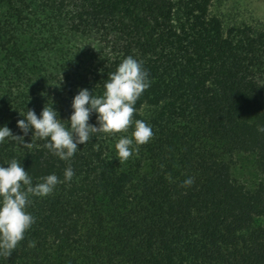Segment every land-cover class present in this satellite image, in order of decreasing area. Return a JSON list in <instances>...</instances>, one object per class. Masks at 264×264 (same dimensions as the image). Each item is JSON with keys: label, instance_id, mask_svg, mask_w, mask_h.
Instances as JSON below:
<instances>
[{"label": "trees", "instance_id": "1", "mask_svg": "<svg viewBox=\"0 0 264 264\" xmlns=\"http://www.w3.org/2000/svg\"><path fill=\"white\" fill-rule=\"evenodd\" d=\"M216 3L0 0V125L19 134L20 114L52 103L67 119L79 88L102 94L133 56L151 81L133 122L153 132L123 161L134 123L68 160L38 138L0 143V165L61 181L31 197L34 223L0 264H264V23L226 22Z\"/></svg>", "mask_w": 264, "mask_h": 264}, {"label": "clouds", "instance_id": "2", "mask_svg": "<svg viewBox=\"0 0 264 264\" xmlns=\"http://www.w3.org/2000/svg\"><path fill=\"white\" fill-rule=\"evenodd\" d=\"M150 83L142 62L126 56L113 72L107 73L102 94L93 95L87 88L78 89L72 98V111L67 119L59 117L53 103L51 106L45 104L39 116L34 110L27 109L24 115L19 113L23 119L16 121L19 134H14L7 124L0 125V143L12 141L31 148L33 138H38L44 141L43 147L50 154L60 160H68L76 153L78 145L94 139L97 133L113 135L127 132L134 123L131 138L120 136L114 145L117 160H126L153 136L151 126L146 122H133L136 101ZM92 114H95V124L89 123ZM257 131L264 132V126L258 127ZM30 132V142H26L25 137ZM6 165H0V255L3 256L11 254L34 223V217L27 211L31 197L43 198L61 182L55 173H51L34 184L17 159L9 160ZM73 176L71 167L64 169V181H70ZM193 182V178L188 177L182 184L191 186Z\"/></svg>", "mask_w": 264, "mask_h": 264}, {"label": "rangeland", "instance_id": "3", "mask_svg": "<svg viewBox=\"0 0 264 264\" xmlns=\"http://www.w3.org/2000/svg\"><path fill=\"white\" fill-rule=\"evenodd\" d=\"M213 11L226 22L264 23V0H217Z\"/></svg>", "mask_w": 264, "mask_h": 264}]
</instances>
